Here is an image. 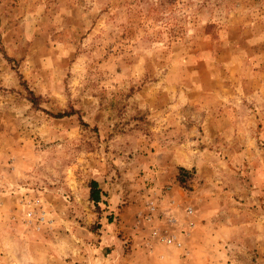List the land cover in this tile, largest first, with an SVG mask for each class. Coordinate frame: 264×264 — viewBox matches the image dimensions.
<instances>
[{"label":"rangeland","instance_id":"obj_1","mask_svg":"<svg viewBox=\"0 0 264 264\" xmlns=\"http://www.w3.org/2000/svg\"><path fill=\"white\" fill-rule=\"evenodd\" d=\"M0 218V264H264V0H0Z\"/></svg>","mask_w":264,"mask_h":264},{"label":"crops","instance_id":"obj_2","mask_svg":"<svg viewBox=\"0 0 264 264\" xmlns=\"http://www.w3.org/2000/svg\"><path fill=\"white\" fill-rule=\"evenodd\" d=\"M181 159V158H180ZM187 160V159H186ZM201 158H199V156L197 158H195L194 160L190 161H180L181 166L185 167L186 169H190V167H197V169L199 170V166L201 165ZM96 182L99 184V188H101L103 191H105L106 189L103 188L102 184L100 183L99 179L95 178ZM3 206V203H2ZM1 206V207H2ZM22 223L21 220L18 219V221H14L11 220L10 218H0V237L3 238L4 233H10L13 232V228H15L16 232L18 231V233L22 232V226L20 225ZM23 224V223H22ZM24 225V224H23ZM12 230V231H10ZM170 252V250H169ZM171 252H174L173 250H171ZM172 264V262H171Z\"/></svg>","mask_w":264,"mask_h":264},{"label":"trees","instance_id":"obj_3","mask_svg":"<svg viewBox=\"0 0 264 264\" xmlns=\"http://www.w3.org/2000/svg\"><path fill=\"white\" fill-rule=\"evenodd\" d=\"M67 113H59L56 114V118H63L65 116H67ZM181 171H185L183 168H181ZM91 190H90V200L98 207L99 203L102 201V196H103V192L102 190L99 188V185L97 182L93 181L91 182Z\"/></svg>","mask_w":264,"mask_h":264},{"label":"built area","instance_id":"obj_4","mask_svg":"<svg viewBox=\"0 0 264 264\" xmlns=\"http://www.w3.org/2000/svg\"><path fill=\"white\" fill-rule=\"evenodd\" d=\"M46 212L40 213V216L37 218L36 222L35 220H29L30 222H35V223H41V222H46ZM38 227V226H37ZM166 242L168 244H171L172 242H174V239L172 238H167Z\"/></svg>","mask_w":264,"mask_h":264}]
</instances>
